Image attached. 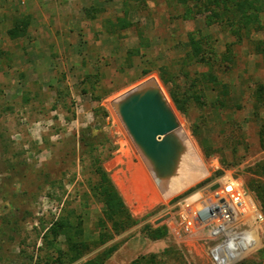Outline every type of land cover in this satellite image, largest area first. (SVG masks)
<instances>
[{
	"label": "rangeland",
	"instance_id": "rangeland-1",
	"mask_svg": "<svg viewBox=\"0 0 264 264\" xmlns=\"http://www.w3.org/2000/svg\"><path fill=\"white\" fill-rule=\"evenodd\" d=\"M245 1L0 0V264H38L62 217L92 246L74 264L111 246L106 264H218L231 236L189 227L185 205L231 180L263 225L261 246L233 264H264V0ZM150 81L180 123L168 178L112 105ZM232 225L244 238L247 223Z\"/></svg>",
	"mask_w": 264,
	"mask_h": 264
},
{
	"label": "bare ground",
	"instance_id": "bare-ground-1",
	"mask_svg": "<svg viewBox=\"0 0 264 264\" xmlns=\"http://www.w3.org/2000/svg\"><path fill=\"white\" fill-rule=\"evenodd\" d=\"M142 86H145V84ZM148 86H154L159 90L156 83L153 81L148 82ZM129 92L118 97L112 103L117 112L119 111L120 101ZM162 102L165 107L168 106L164 98L162 99ZM205 176L200 177V179ZM175 190L172 191V195L175 194ZM221 200H224V202L219 206ZM206 206L215 208L216 212L211 217H207V219L204 220L203 208ZM185 209L187 219L192 228L198 229L203 226L206 228L215 225L216 227L212 229L209 234L212 238L227 237L226 235L228 234L231 236V242L228 243L232 249L231 255L224 254V251L219 252L220 260L218 264H233L235 261L240 260L248 253L252 252V250L255 251L256 248L261 246L262 236L260 237V233L263 230V225L260 222V218H262V216L253 199L246 192L244 185H241L239 181L231 180L229 184L223 185L217 193L210 192L208 194H200V196H198V194L192 196L187 200ZM204 213L206 216L210 214L209 212ZM239 223H247L248 230L244 233L246 234L244 238L239 236L238 230L232 225ZM240 239H242V241Z\"/></svg>",
	"mask_w": 264,
	"mask_h": 264
},
{
	"label": "water",
	"instance_id": "water-1",
	"mask_svg": "<svg viewBox=\"0 0 264 264\" xmlns=\"http://www.w3.org/2000/svg\"><path fill=\"white\" fill-rule=\"evenodd\" d=\"M158 87L147 83L133 89L120 101L118 113L157 176L168 178L175 173L184 146L175 131L180 125L177 116L169 104L163 105L165 96Z\"/></svg>",
	"mask_w": 264,
	"mask_h": 264
},
{
	"label": "trees",
	"instance_id": "trees-1",
	"mask_svg": "<svg viewBox=\"0 0 264 264\" xmlns=\"http://www.w3.org/2000/svg\"><path fill=\"white\" fill-rule=\"evenodd\" d=\"M187 1V0H184ZM200 5L203 7H207L210 0H196ZM225 3H228L227 1ZM250 3L245 1L241 4L242 8L248 6ZM225 11L223 12L224 16H227V18L231 21V12L235 14L233 10H231L230 6L224 5ZM244 9V8H243ZM222 22H226L225 17H222ZM12 32V31H11ZM195 41V40H193ZM197 42V41H195ZM199 44V42H197ZM201 61H205L204 56H202ZM173 99L175 100L178 107H180V102L175 97V94H172ZM181 109H184L183 106H181ZM85 141V137L82 138V142ZM222 163L224 166H227V163L225 160H222ZM98 173H104L103 170H101ZM80 227L73 226L69 218H60L57 222H55L50 228L49 231L44 235V243L43 247L40 248L44 254H40L37 257L38 264H74L78 259H80L84 254L88 253L92 246H89L87 244V241L82 238V232L81 230H78ZM112 228L116 231H122L125 230V226L118 225L117 223H112ZM72 229L76 230V233L80 232L81 239L75 240L72 236L69 235ZM62 234L66 235L67 241H69L67 249L63 250V248L60 247L58 244V238L62 236ZM157 234H155L156 236ZM154 236V235H152ZM104 239L100 242L106 243ZM98 244V243H97ZM46 249V250H45ZM117 250V246H111L106 247L104 250L97 253L96 256L89 259L83 264H106L107 260L114 254V252ZM130 264H165V261L163 260H157L156 254L147 255V256H141L137 258L134 262ZM250 264V263H246Z\"/></svg>",
	"mask_w": 264,
	"mask_h": 264
},
{
	"label": "built area",
	"instance_id": "built-area-1",
	"mask_svg": "<svg viewBox=\"0 0 264 264\" xmlns=\"http://www.w3.org/2000/svg\"><path fill=\"white\" fill-rule=\"evenodd\" d=\"M217 191L218 190H216V191H214V192H216L217 193ZM224 202V200H221V202L219 203V206H221V203H223ZM203 210L207 213V212H209L210 214H208V217H211L216 211H215V208H212V207H210V206H206L205 208H203ZM207 218V217H206ZM188 220V219H187ZM187 225L189 226V227H192L191 226V224H190V222H189V220H188V222H187ZM216 226L215 225H213V228H215ZM226 239H227V237H225ZM225 239V240H226ZM213 251V250H212ZM212 256L214 257V255H213V253H212ZM215 258V257H214Z\"/></svg>",
	"mask_w": 264,
	"mask_h": 264
},
{
	"label": "crops",
	"instance_id": "crops-1",
	"mask_svg": "<svg viewBox=\"0 0 264 264\" xmlns=\"http://www.w3.org/2000/svg\"><path fill=\"white\" fill-rule=\"evenodd\" d=\"M41 8V7H40ZM42 10L43 9H40V10H38L37 12H36V16H37V19H39V18H42V16H43V13H42ZM59 12V11H58ZM57 13V12H56ZM58 14V13H57ZM40 26V25H39ZM39 26H38V29H37V32H40L41 30H40V28H39ZM40 40L41 39H39L38 38V40H34V41H32L31 43L33 44V45H36V44H39V47H41V42H40ZM22 53V52H21ZM20 53V54H21Z\"/></svg>",
	"mask_w": 264,
	"mask_h": 264
}]
</instances>
